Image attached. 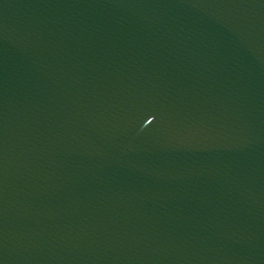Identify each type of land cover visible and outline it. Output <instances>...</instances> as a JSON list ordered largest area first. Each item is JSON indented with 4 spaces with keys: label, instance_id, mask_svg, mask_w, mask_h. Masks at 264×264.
Wrapping results in <instances>:
<instances>
[{
    "label": "water",
    "instance_id": "obj_1",
    "mask_svg": "<svg viewBox=\"0 0 264 264\" xmlns=\"http://www.w3.org/2000/svg\"><path fill=\"white\" fill-rule=\"evenodd\" d=\"M0 264H170L0 137Z\"/></svg>",
    "mask_w": 264,
    "mask_h": 264
}]
</instances>
